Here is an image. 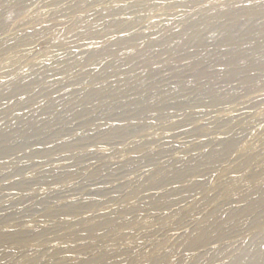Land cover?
Segmentation results:
<instances>
[{
  "label": "rangeland",
  "instance_id": "obj_1",
  "mask_svg": "<svg viewBox=\"0 0 264 264\" xmlns=\"http://www.w3.org/2000/svg\"><path fill=\"white\" fill-rule=\"evenodd\" d=\"M13 1L1 3L0 13ZM108 1L101 0L97 6ZM63 3L61 9L72 0ZM31 10L33 5L0 29V41L16 42L0 54V264H111L113 259L118 264L158 260L161 264L165 260H169L165 264H258L264 254L258 252L264 247L261 208L243 216L240 222L245 224L225 226L224 232L240 230L228 232L232 234L224 239L225 246L212 244L197 257L179 246L200 233H213L223 221L220 214L243 215L247 205L264 197V171L258 164L264 161V140H260L264 139V64L256 61L247 69L241 63L227 66L233 53L264 61V46L254 48L249 41L264 40V0L241 1L230 10H239L243 20L214 25L193 23L197 20L191 16L183 22L180 16L189 12L178 10L168 36L185 35L190 41L179 45L180 39L175 38L164 51L147 46L159 40L156 27L140 23L130 47L140 56L128 64L123 52L130 49L118 52L115 71L104 69L111 56H94L89 50L96 44L86 39L82 47L54 49L59 61L48 67L50 71L36 68L31 73L38 55L52 54L48 41L53 33L65 31L83 14L49 9L45 26L54 25L53 33L27 36L35 30L24 23ZM199 42L204 45L199 47ZM15 51L19 56L14 67L20 66L19 79L29 80L28 86L14 83L13 72L4 73L3 59ZM76 52H86L89 58L60 57ZM224 71L231 75H203ZM124 74L130 75L128 80L117 81ZM94 79L108 84L99 99L85 102ZM71 100L79 103L70 105ZM52 102L56 106H49ZM145 102L157 105L145 110L141 106ZM41 112L53 121L38 124L50 127L46 134L30 131L24 142L8 137L26 130L20 118L39 120ZM255 126L261 135L253 136ZM7 145L15 148L5 152ZM241 152L258 160H251V167L236 175L231 164ZM245 175L252 178L244 185ZM232 185L237 188L234 192ZM252 192L246 202L239 201ZM200 202L198 215L190 216L189 210ZM88 213L100 216L101 222L128 225H119L113 234L103 227L93 239L82 240L94 243L91 249L67 252L70 244L55 237L73 231L81 218L90 219ZM77 226L83 229L82 224ZM46 235L54 244H44ZM45 249L63 254L33 260Z\"/></svg>",
  "mask_w": 264,
  "mask_h": 264
},
{
  "label": "bare ground",
  "instance_id": "obj_2",
  "mask_svg": "<svg viewBox=\"0 0 264 264\" xmlns=\"http://www.w3.org/2000/svg\"><path fill=\"white\" fill-rule=\"evenodd\" d=\"M4 1L5 0H0V4L3 3ZM64 1L65 0H41V1L36 3L35 0H14L13 3L11 4V6H9L7 9L3 10L0 13V29H1L7 22H9L11 20L14 21L17 16H19L21 13L26 12L28 7L33 5V11L31 10L32 13L29 14V19L27 21H25L24 23L34 27L35 30H34V32H32L31 34H29L27 36H36L38 34H41V33L43 34L46 32L53 33V31L55 29L54 25L45 26L49 22V17L46 14V11L49 9H55L56 11H60V12H64V13H72L75 11H77V12L80 11L83 13L79 17H77L75 22L68 29H66L65 31L53 33V36L48 41V46H49L48 48L50 49V51L52 50L51 51L52 54H50V52H44V53L38 55V57L36 59V64L34 66H32L33 70L31 73H35L37 71L36 68L40 69L44 72L50 71V70H47L48 67L56 64L59 61L58 60L59 57L57 56L58 54L53 53L54 49H57L60 47H62V48L68 47L69 45H74V46L76 45V47H82L81 44L86 39L90 40L96 44V46H94L93 49L89 50L92 52V54L94 56H101V55L111 56V61L104 67V69L106 71H115V70H118V68H119L116 65L117 64L116 59L118 57V52H121L122 50L130 49V47H132V45H133L132 37L139 34V31L136 30L135 28L138 25H140V23H146V25L144 27H149V26L156 27L155 28L156 30L154 31V33H155V35H157V38L159 40L157 42L152 43V44L147 45V46L148 47L149 46L157 47V48L161 47L159 50L163 49L162 51H164V50H166V48H164V46L166 44L172 45L173 44L172 41L175 38L180 39V41H179L180 43L177 42V43H179V45H186L190 41L189 38H187L185 35L177 36L175 34L176 36L175 35L174 36L172 35L171 37L168 36V32L173 29L174 21L172 19L175 18L174 16H175V14L177 15L176 12L178 10H184L185 9L187 12H189L188 16H186V15L180 16L182 19L184 18L183 22L189 21L188 17L191 16V17H195L197 20V22H193V23H200V22L203 23L204 22V23H207L210 25H214V24H219L222 21L227 20V19L228 20H234V21H239L241 19L243 20L244 17H243V15H239V13H240L239 10L238 11H232V10H230V8H232V6H234V5L239 6L241 1L244 2V4H247L251 0H135V1H133V0H110L108 2L102 3L99 7L97 5H98L99 1H101V0H72V3L69 6L64 7V8L62 7V9H61L62 3ZM95 4H96V7H98L97 9L94 8L95 6L92 7ZM89 7H92V8H89ZM203 9H211L214 12L204 13V12L200 11ZM91 13H94L93 16H95V17L90 18ZM39 22H42L40 27H38L36 25ZM191 25H193V24H191ZM120 33H124V34L121 36H116L117 34H120ZM224 35L229 36L230 32H225ZM66 37L68 39H69V37H73L74 39L71 41H68V39ZM260 38L261 37H253V38L249 39V41L255 43L254 48H258L259 46H264V40H260ZM15 44H16L15 41L5 40V39L1 40L0 41V54H3L6 50H8V48H10L11 46H14ZM197 45L199 47H201L204 44L199 42ZM18 56H19V54L16 51L11 53L5 59H3V65L2 64L1 65L4 68V73L13 72L12 74H14L17 77V79L15 80L16 82H14V83H16L17 85L23 84L25 86H28L30 84L29 80L27 81L25 79H23V80L19 79L20 77H22V73H23L22 69H19L20 66L14 67V65L17 64V62H15V59ZM64 56H66V57H64ZM139 56H140V53L138 51L135 52L133 49H130L127 52H123V58L126 62H128V64H130L131 62L136 60ZM60 57H61V59H64L67 57L78 58V59L79 58H85L86 52L85 53H81V52L68 53V54H66V55L64 54ZM256 57L257 56H255V57L250 56L249 57L247 55L242 56L241 54L233 53V56H231V58H229V60H228L229 63L227 62L228 63L227 66H232L234 64L241 63L240 65L243 67L242 69H244V68L247 69L250 66H252V64L255 63L256 61H258V63H261L263 65L264 61H261L259 58H256ZM86 58H89V57H86ZM32 60H35V59H32ZM143 72L145 73L147 71L146 70L141 71V73H143ZM229 74L231 75L230 72L224 71L221 74H217L216 72H212L210 74L207 73V74H203V75L206 78H213V77L230 76ZM122 77H124V78L119 79L117 81H127L128 80L127 77H130V75L124 74V75H122ZM110 83H112V81ZM107 84H108V81H100V80L94 79V81L91 84H89V89L87 91V94L85 95V102L86 101L92 102L94 100L99 99L103 95V93H102L103 87L106 86ZM89 100H92V101H89ZM80 102H84V101H80ZM77 103H79V102H73L72 100L70 101V105H75ZM80 105H81V103H80ZM155 105H157V104H150V103L145 102L141 106L143 107V109L148 110V109L153 108V106H155ZM49 106H56V104L54 102H52V103H49ZM37 117H39L38 118L39 120H37L35 118H31V117L20 118V121H21V123L24 124L26 130L21 132V133H17V132L16 133L15 132L9 133L8 137L9 138L12 137L13 139L18 138V139H20V141L23 140V142H24V141H26L25 139H28L30 131H37V135L46 134V132L49 131L48 129H50V127H48V126L47 127H41L38 124L42 123V122H47V125H48V124L53 122L52 119L50 117L46 116L44 112H41L39 114V116H37ZM255 128H256V126H255ZM261 133L262 132H260L259 126H257L253 136H257L259 134L261 135ZM251 136H252V134H251ZM260 140L263 141L264 139H260ZM13 148H15V147L14 146L12 147L11 145H7L5 152L11 151V150H13ZM132 150H133V152L136 153L139 150V148L136 147ZM132 154H134V153H132ZM253 159L258 160V157L253 156V154H248L246 152L245 153L243 152L234 161V163L231 164V169L233 170V172L236 175H239L241 173L244 174L245 173L244 171H246L248 168L251 167L252 164H250V162ZM258 164H260L259 165L260 169L264 171V161H261L260 163L258 162ZM250 178H252V177H246V175L243 176L242 177L243 184L245 185L246 181L250 180ZM239 184L241 185V183H239ZM259 186L260 185H256L255 188H257ZM230 187L232 189L231 192H234L237 189V188H235L236 187L235 185H232ZM214 192H216V191H214ZM253 192L249 193L248 195L246 194L247 196L244 195L243 197H241V199L239 201L240 202H242V201L246 202L249 199V197L253 196L252 195ZM213 195H215V194H213ZM224 195H226V193ZM135 197L129 198V201L135 200L136 199ZM144 197H146V195ZM187 197H189V196H187ZM259 198H257L251 204L246 206V209H245V212L243 215L235 214V213L234 214L229 213V215L220 214V217H222L221 220H223V221L220 225L214 226L213 233H208L207 231L200 233V234L197 233L198 235L196 237H194L191 241L184 242L179 247L183 250V252H187V253L197 257L201 254L203 249H206L208 246H210L212 244L222 242L223 246L227 245L228 242H224V239L227 236H229L230 234H232V233H228V232H230L232 230L240 232V230H238L239 227H235V228L230 229L227 232H224L225 226L229 223H235V224L243 225L245 223L240 222L242 220L243 216H245L246 214H248L250 212H254L255 210H257L259 208L264 210V207L262 206L264 203V197H262L261 199H259ZM207 199L208 198L203 200L204 203L207 201ZM244 202H242V203H244ZM201 203L202 202L198 203L193 208H191V210H189L190 216L198 215L199 208L202 206ZM215 213L216 212H213L211 215H213ZM90 214L88 213L87 215L89 216ZM91 215H92V217L88 220L81 218V221H77V225L79 223L82 224L83 229L79 230L78 226L75 224L76 228L72 227L73 231H71L69 229V231L68 232L66 231V233H64V234H59L58 236L56 235L57 237L54 236L55 238H58L62 242V244H70V248H69V250H67V252L73 253L75 251L79 252V251H87V250L91 249L94 246L93 245L94 243L86 244L85 242H82V240L83 239H91V238L93 239L96 232H98L103 227H106L108 229V232L112 233L117 228L128 225V224L123 223V226H122V224L120 225L118 223L120 225V227H119V225L114 224V222H111V221L110 222L99 221L98 219L100 216H96L94 213ZM154 217H156V216H154ZM164 217H165V215H164ZM179 219H180V217H179ZM217 219H219V218H217ZM144 223H145V221H144ZM84 224H85V226H84ZM129 227H131V226H129ZM78 230L81 232L82 235H80V236L77 235ZM176 230L178 231L179 229H176ZM124 231H125V229H124ZM256 231H257V229L251 230L249 232V236H254ZM179 234H181V233H179ZM182 234H184V232H182ZM47 236L48 235H46L45 238L43 239L45 245L52 243L54 240L53 238L49 239ZM53 244H54V242H53ZM56 249H58V248H56ZM168 249H169V247H168ZM104 250H106V249L104 248ZM261 251H264V247L258 248V252H261ZM62 254H63L62 250H54L53 251V250L45 249L40 254L35 256L33 258V260H35V261L40 260L42 256H47L50 258H56V257L61 256ZM260 257L261 258L258 261V264H264V254L260 255ZM167 261H169V260H165V263ZM161 262L162 261L158 260V261L153 262V264H161ZM165 263H163V264H165ZM18 264H22V263H18ZM111 264H118V262H117V260L113 259L111 261Z\"/></svg>",
  "mask_w": 264,
  "mask_h": 264
}]
</instances>
